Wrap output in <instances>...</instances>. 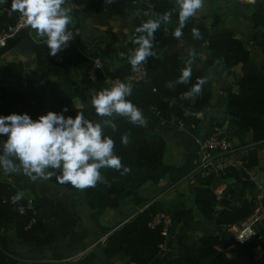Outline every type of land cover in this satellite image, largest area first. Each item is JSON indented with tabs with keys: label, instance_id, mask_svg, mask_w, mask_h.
I'll use <instances>...</instances> for the list:
<instances>
[{
	"label": "trees",
	"instance_id": "1",
	"mask_svg": "<svg viewBox=\"0 0 264 264\" xmlns=\"http://www.w3.org/2000/svg\"><path fill=\"white\" fill-rule=\"evenodd\" d=\"M47 2L53 5L56 0ZM69 3L75 12V6L83 5L92 14L109 19L125 16L138 19L144 14L141 22L148 30H133L136 42L128 45V51H137L138 45L139 53L133 58L131 54L116 52L121 35L112 29L106 30L107 41L102 46L84 51L76 32L78 25L61 22L62 26L57 27L66 28L71 36L70 45L63 47L54 34L41 38L31 52L35 72L26 75L23 60L15 55L26 30L9 39L0 48V56L5 51L14 55L12 60L0 64V167L20 165L21 154L27 152L36 161L47 162L46 176L54 188L81 192L90 209L117 212L127 203L136 206L121 221L95 232V237H105L101 252L109 264L118 260L122 264H230L220 248L218 229L224 231L248 217L257 205L252 195L256 184L246 171L257 165L258 152L264 150V0L253 2L249 17L251 37L232 27L221 28L218 15H213L208 23L197 13L198 0H69ZM25 7L35 10L32 0L0 3V33L16 23L18 13ZM205 42L206 66L240 65L234 83L236 90L231 85L223 90L226 119L215 123L222 125L227 121L239 145L244 137H249L247 142L252 145L246 148L241 167L228 168L218 176H198L194 184H186L190 205L182 196L172 201L147 199L138 193L142 185L158 184L166 177L170 186H176L195 166L196 148L181 150L177 164L164 162L162 132L170 122L186 123L189 114L210 106L211 83L200 68L179 57L182 52L197 51ZM247 44L254 45L263 55L261 65L253 61ZM58 50L62 53L60 59L51 53ZM95 58L101 61V69L97 71V80L92 82L87 77V68ZM137 60L146 67L145 79L134 82L125 91L107 88L106 78L123 79ZM76 73L79 81L74 78ZM92 89L104 92L107 103L73 104L76 99L83 100ZM111 101L125 105L127 111L110 116ZM138 111L146 113L147 119L141 121ZM211 125L202 129L197 124L198 138L207 137L212 132ZM60 159L69 160L71 165H59ZM230 179L236 187L229 186L228 192L218 197L215 184ZM22 189L25 188L20 183L0 178V264H53L45 257H28L8 249V237L13 236L28 248L51 245L70 237L80 224V216L67 210L61 200L33 191L27 197L22 195ZM159 212H166L171 218L167 238L161 234V223L152 224ZM199 218L211 223L215 231L189 241V234L199 230ZM255 228L260 240L252 237L239 244L234 239V243L254 264H264V260L253 259L257 246L264 253V218ZM165 242L167 252L160 248ZM64 260L67 259L60 261ZM95 261L96 254L90 251L71 264Z\"/></svg>",
	"mask_w": 264,
	"mask_h": 264
},
{
	"label": "crops",
	"instance_id": "2",
	"mask_svg": "<svg viewBox=\"0 0 264 264\" xmlns=\"http://www.w3.org/2000/svg\"><path fill=\"white\" fill-rule=\"evenodd\" d=\"M3 1L4 0H2V2ZM63 1L65 2V6L59 7V9L65 8V10H67L68 8L72 7V5L69 3V0H56L55 4L51 6L58 7L60 2ZM254 1L255 0H198L197 10L199 11L198 8H200L201 13L200 12L197 13L199 15H203L208 23L210 22L209 18L212 14L218 15L219 26L221 28L232 27L240 31L244 36L248 37L243 32V29H249V30L253 29L249 17L252 12V6ZM75 8L78 9L76 14L77 18H74L75 19L74 23H72V21L69 20V23L71 25H74L75 23L79 24L80 20L82 21V16L84 14H87L83 11L84 8L83 5L75 6ZM88 13H89V19L92 21H97L99 17L104 16V15H94L90 11H88ZM133 18H134L133 16H125L117 19H119L120 21L131 22ZM45 24L46 22L43 21L41 23V26H45ZM139 24L141 25V27L138 28L139 31L144 32L148 30V27L144 23L140 22ZM35 27L36 26H34L33 28ZM45 27H46L45 28L46 31L44 30L42 35L38 34L34 36L33 34H31V29L33 28L29 30L32 38L35 41L39 42L41 38L47 37L48 35H46L47 34L46 32L51 33V35H53L55 30L58 28L56 26L54 29L48 30V26ZM132 27L134 28L136 26L134 25ZM79 30L80 29H78V32ZM113 31L116 30L113 29ZM116 32H118L120 35L124 33L121 31H116ZM247 48L250 51L252 58L253 51L249 47ZM17 54L18 52L15 53V55ZM207 54H208L207 42H205L197 51H187L179 54V57L182 58L184 61L187 60L188 62L197 66L203 71L206 78L213 87V98L211 100L210 106L205 111L199 112L197 114H189L186 123H181L180 124L181 126L167 125L163 129L162 136L165 140V150H164L163 160L167 164L179 163L181 150L192 151L195 148V140L198 138L195 132V126L197 124L200 125L202 129H205L208 125H210V123L212 124L217 121H224L226 119V116L224 114L225 101H224L223 90L228 85L232 86L233 91L236 90L234 83L240 72V65H236L233 67H224L221 64H213L210 66H206L205 58ZM259 64L261 65L262 62H260ZM121 106L126 108V106L123 104H121ZM136 114H139L141 121L147 119L146 113H142L138 111L136 112ZM223 123L229 132L232 131L231 128L228 126L227 121ZM234 138L235 141L239 144L240 143L239 140L236 137ZM247 138L249 139V137ZM251 145L252 143L247 142L246 144L243 145V147L248 148ZM246 173L248 174L249 179L256 184V187L252 195L254 196V200L257 203L256 208H259V212L262 213V217L260 219L261 221L264 218V208L262 206V200H264V198H260L262 190L264 189V150L263 149L258 152L257 165L248 169ZM31 175H35V174L33 173ZM166 179L167 178L165 177L158 184H152L150 182H147L138 189V193L140 195H144L142 192L143 189L158 188L156 192L157 194L156 198H163L168 201H172L178 196H182V197L189 196L187 192V188L180 187L179 185L180 183L173 187L169 185L165 189L164 183ZM7 180L9 179L7 178ZM36 181L34 184H31L33 188L29 187L22 189L21 190L22 194L29 197L33 191L40 195H45L51 198L61 200L64 203L67 210L75 211L79 216H80L79 213L83 210L84 215L83 217L80 216V220H81L80 224L74 229V231L71 233L69 238H64V240L60 239L55 243L47 246L28 248L18 243L14 237H11L9 238L8 241V243L10 244V248L12 250L18 248L17 252H19L21 255L28 257L52 258L53 256H65L68 253H72L74 250L79 249L84 245L85 246L87 245V247L84 250V253L86 254L90 251L95 252L96 261L94 264H97L98 260L108 263L105 256L101 252V247L98 250L92 249L91 245H88V238H90V236H92L99 228L110 227L115 223L121 221L125 216H128L129 213L132 211V209L128 210V207L127 208L124 207L128 203L125 204L122 209H119L121 210V213L119 212V210L117 212H114L111 210L108 211L103 209H90L85 204L81 192L56 189L53 187V185L50 183L48 179H46L48 184L37 185V188H35ZM48 185H50L49 188ZM47 188L48 191H46ZM246 194L248 196L249 192ZM133 207L134 209L136 208V206ZM197 224L199 225L198 231H200L201 233L210 234L215 231L213 225L204 219L199 218L197 220ZM208 229H212V230L207 231ZM235 230H236V224L226 227V230H224L225 232L218 229V232L220 233V237H221L220 246L222 248L221 247L220 248L226 254L227 252H234L236 251V249L239 248L238 245L234 243L233 234L235 233ZM103 245H104V240L101 243V246ZM62 259H69V258L65 257ZM253 259H255V261L258 262L264 260V253L260 247L254 248ZM74 260H76V258L70 260L68 264H71V262H73ZM116 262L122 264L120 260Z\"/></svg>",
	"mask_w": 264,
	"mask_h": 264
},
{
	"label": "rangeland",
	"instance_id": "3",
	"mask_svg": "<svg viewBox=\"0 0 264 264\" xmlns=\"http://www.w3.org/2000/svg\"><path fill=\"white\" fill-rule=\"evenodd\" d=\"M0 2H2V0H0ZM65 6V2H60L58 7H52L51 4H47L45 11L43 13V17L40 23H37L35 26V28L31 29V34H33L34 36L38 35V34H43V31H46V27L48 26V30L49 29H54L56 26L61 25L62 24L68 22L69 20L72 21V23L75 22L74 18L76 17L77 10L76 12L73 11V8H68L67 10H65V8L59 9V7H63ZM199 11L197 10V12L201 13V9L198 8ZM83 11L87 14H84L82 16V21L80 20L79 24L75 23L78 25V28L76 29V32H78L79 30V34H80V44L82 46V50L84 51H91L93 48L102 46L104 44V42L107 41V31L106 30H110V29H114L116 31H121L124 32L123 34H121V38L119 40V42L116 44L117 45V49L116 52H121L124 54H131L133 56V58H136L135 56H137L138 52V45H136V50L135 49H130L131 51H128V45L129 42H133V44L136 42V39L132 38V34L131 32H133V30H138V28L141 27V25L139 24L141 22V20H144L145 15L144 14H140V17L137 18H133L131 22L129 21H120L119 19H109L105 16H101L97 19V21H92L89 19V13H88V9L86 7L83 8ZM214 14H212L210 16V21L211 18ZM66 19V20H65ZM109 19V21H108ZM45 21L46 24L45 26H41V23ZM136 26V27H132V26ZM243 32L248 36L251 37L252 33H253V29L249 30V29H243ZM48 36H51V33L46 32ZM247 47H249L253 53H252V59L253 61H255L257 64H259L260 62H263V55L257 50V48L252 45V44H247ZM17 56H20V59L23 60V62H25L26 60H29V66L25 67V74L26 75H32L35 72V68H32V65L35 64L33 55H31V52L28 53H24L20 47H18L17 49ZM119 54V53H116ZM115 56V54H114ZM17 57V58H18ZM14 58V55L11 51H5L1 54L0 56V64L7 62L9 60H12ZM114 62H116L115 59H113ZM260 65V64H259ZM74 78L79 81V75L76 73L74 74ZM48 104H51V100L48 99ZM91 103H102L105 104L107 103L106 100V94L102 91L99 90H90L87 94L86 97L83 100H79L76 99L73 104L75 106H83V105H87V104H91ZM127 108L122 107L121 103L118 102H114L111 101L108 103V114L111 116L116 115L117 113L120 112H126ZM131 113H133L131 111ZM46 120H49L47 117H45ZM216 124V123H215ZM169 125L171 126H181L180 124H173V122H170ZM211 125V123H210ZM208 125V126H210ZM217 126H219V124H216ZM212 126V125H211ZM248 141L247 137H244L243 142L241 143V145L246 144ZM240 145V146H241ZM246 151V147L241 146L240 150H236L235 153V157L236 158H242V156L244 155ZM21 159H22V164L13 167V168H2L0 167V178H5V179H9V181L12 182H18L22 185L23 188H33L31 184H34L36 181V185L35 188H37V185H44V184H48L46 179V168H47V162L46 161H36L34 159L33 156H31L29 153H23L21 154ZM167 160V159H166ZM171 161V160H170ZM59 165L61 166H65L68 167L71 165V163L69 162V160L66 159H60L58 161ZM35 174V175H31V174ZM98 175V172H97ZM102 176H100L99 178H101ZM180 187H185L188 188V185H186L184 182H180ZM50 185H48L49 188ZM168 181L166 179L165 183H164V188L166 189V187H168ZM229 186L232 187H236L234 186V183L232 182V180H228L226 183H221L218 182L217 184H215L214 190L217 192V194L219 195H224L228 192V188ZM48 188L46 189V191H48ZM163 188V189H164ZM158 188H154V189H143V194L145 195V197L147 199H151L153 197H157V192ZM141 192V193H142ZM237 194V193H236ZM23 195V194H22ZM184 199L186 200V203L188 205L191 204V200L188 196H185ZM125 208L128 207L129 209H132V211L129 213V215L134 211V207L131 204H127L124 206ZM81 217H83L84 213L83 210L79 213ZM79 230V229H78ZM212 229H208L207 231H211ZM225 232V231H223ZM200 231H196V232H192L189 234V241L197 239L201 236ZM234 235V234H233ZM13 236H9L8 240L6 242V245L8 246V249L10 248V244L8 243L9 238H11ZM234 237V236H233ZM64 240V239H63ZM104 240V236H100V237H95V233L90 236V238H88V245H91L92 249L98 250L101 247V243ZM87 247V245L74 250L72 253H68L65 256H53L52 258H47L52 260L53 264H68L70 262V260L76 258L77 257H81L83 256L84 250ZM221 247V246H220ZM239 247V245H238ZM222 248V247H221ZM14 251H18V248L13 249ZM167 252V251H166ZM242 252L241 249L238 248L236 249V251L234 252H227V256L229 259L230 264H240V261L242 259L241 256ZM69 258L67 260L64 261H60V259L62 258ZM255 260V259H254ZM258 262V261H256ZM97 264H108L104 261H100L98 260ZM114 264H119L117 262H114Z\"/></svg>",
	"mask_w": 264,
	"mask_h": 264
},
{
	"label": "built area",
	"instance_id": "4",
	"mask_svg": "<svg viewBox=\"0 0 264 264\" xmlns=\"http://www.w3.org/2000/svg\"><path fill=\"white\" fill-rule=\"evenodd\" d=\"M35 10H30L28 7L23 8L18 13V19L13 26H8L0 33V48L12 38H15L20 32L24 30H30L33 28L39 18L43 15L45 8L48 4L47 0H32ZM54 36L58 37L63 47L70 45L71 36L68 34L66 28H57L54 32ZM56 59H60L62 53L60 50L51 52ZM101 69V61L95 58L91 65L87 68V77L95 82L97 80V71ZM146 67L141 61H134L129 69V73L123 79L120 78H106L104 83L107 88L113 90L118 89L125 91L130 88L134 82H139L146 77ZM165 120H162L164 123ZM181 124V123H180ZM235 136L228 131L224 124L217 126L212 123V132L204 139L197 138L195 140L196 148V162L194 168L183 178V182L186 184H194L196 178L208 177L210 175L218 176L223 174L228 168L241 167L242 159L235 157V151L240 150L241 146L235 141ZM219 197V194H218ZM260 198H264V189L262 190ZM14 199V197H12ZM27 205H31V201L27 200ZM22 210V206H19ZM262 213L259 212V208H256L251 215L243 218L238 223L240 227L236 226L234 233V239L237 243L241 244L244 241L255 237L257 240L261 239V235L258 234L255 225L260 222ZM158 223L162 224L161 234L166 238L170 235L172 226L171 218L166 212H159L153 218V225ZM259 247V246H257ZM160 248L167 251L166 242L160 244ZM130 264H138L136 262H130Z\"/></svg>",
	"mask_w": 264,
	"mask_h": 264
},
{
	"label": "water",
	"instance_id": "5",
	"mask_svg": "<svg viewBox=\"0 0 264 264\" xmlns=\"http://www.w3.org/2000/svg\"><path fill=\"white\" fill-rule=\"evenodd\" d=\"M39 42L35 41L31 34H30V31L29 30H26L25 33H24V37L22 38L19 46L21 48V50L24 52V53H28V52H31L33 50V48L38 44ZM24 65L25 67H28L30 64H29V60H26L24 62ZM35 65H32V68H34ZM119 212L121 213V210H119ZM236 226L237 227H240V224L239 223H236ZM66 238H69V236H66ZM242 256V260H241V264H254V261L249 258L246 254V252H243L241 254Z\"/></svg>",
	"mask_w": 264,
	"mask_h": 264
}]
</instances>
